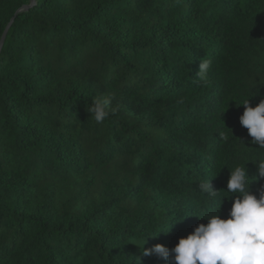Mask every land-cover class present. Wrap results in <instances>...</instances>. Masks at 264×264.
<instances>
[{
    "label": "trees",
    "instance_id": "trees-1",
    "mask_svg": "<svg viewBox=\"0 0 264 264\" xmlns=\"http://www.w3.org/2000/svg\"><path fill=\"white\" fill-rule=\"evenodd\" d=\"M14 16L0 264H168L143 248L227 218L230 172L257 175L264 159L239 123L241 102L264 96V0H0V39ZM102 95L118 111L97 123L87 109ZM208 179L216 197L199 191Z\"/></svg>",
    "mask_w": 264,
    "mask_h": 264
},
{
    "label": "clouds",
    "instance_id": "clouds-1",
    "mask_svg": "<svg viewBox=\"0 0 264 264\" xmlns=\"http://www.w3.org/2000/svg\"><path fill=\"white\" fill-rule=\"evenodd\" d=\"M210 66V60L200 61L196 76L205 79ZM240 105L244 108L239 117L240 125L247 129L251 143L264 150V96L255 107L249 105V98ZM87 110L97 123L118 111L112 107V98L103 95L92 97ZM221 138L228 139L227 136ZM254 164L257 175H248L246 163L235 166L230 172L225 193L234 198L227 218H220L218 211L206 215L207 224L196 226L186 238H179L171 249L157 243L143 248V255H155L168 264H264V185L258 190V197L250 191L252 182L264 178V159ZM197 184L201 193L216 197L218 191L211 188L210 179ZM169 228L157 233H167ZM157 233L149 236L154 237ZM145 237L141 247L146 243Z\"/></svg>",
    "mask_w": 264,
    "mask_h": 264
},
{
    "label": "water",
    "instance_id": "water-1",
    "mask_svg": "<svg viewBox=\"0 0 264 264\" xmlns=\"http://www.w3.org/2000/svg\"><path fill=\"white\" fill-rule=\"evenodd\" d=\"M33 1H34V0H31L32 3H33ZM24 8L28 9V8H30V6H24ZM18 12H19V11H17L16 14H17ZM16 14H15V16H16ZM15 16L12 17V19L10 20V22L8 23V25L6 26V28H5L4 32H3V35H2V37H1V39H0V49H1L2 45H3V43H4V40H5L6 35H7L8 31H9V28L11 27V25H12V23H13V20L15 19Z\"/></svg>",
    "mask_w": 264,
    "mask_h": 264
}]
</instances>
